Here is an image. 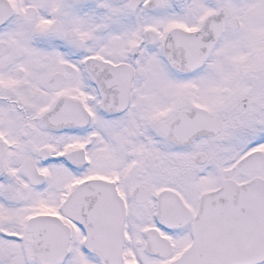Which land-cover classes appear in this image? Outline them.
I'll return each instance as SVG.
<instances>
[{
	"label": "snow or ice",
	"instance_id": "obj_1",
	"mask_svg": "<svg viewBox=\"0 0 264 264\" xmlns=\"http://www.w3.org/2000/svg\"><path fill=\"white\" fill-rule=\"evenodd\" d=\"M0 264H264V0H0Z\"/></svg>",
	"mask_w": 264,
	"mask_h": 264
}]
</instances>
